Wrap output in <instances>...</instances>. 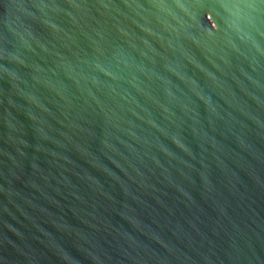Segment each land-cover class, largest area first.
<instances>
[{
  "label": "water",
  "instance_id": "water-1",
  "mask_svg": "<svg viewBox=\"0 0 264 264\" xmlns=\"http://www.w3.org/2000/svg\"><path fill=\"white\" fill-rule=\"evenodd\" d=\"M0 264H264V0H0Z\"/></svg>",
  "mask_w": 264,
  "mask_h": 264
}]
</instances>
